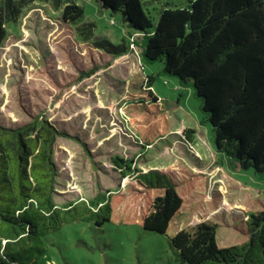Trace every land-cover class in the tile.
Returning a JSON list of instances; mask_svg holds the SVG:
<instances>
[{"label":"trees","instance_id":"1","mask_svg":"<svg viewBox=\"0 0 264 264\" xmlns=\"http://www.w3.org/2000/svg\"><path fill=\"white\" fill-rule=\"evenodd\" d=\"M95 1L118 12L129 28L118 44L105 38L97 43L116 55L138 44L144 61H160L162 74L192 86L204 113L200 123L211 126L214 150L240 168L264 172V0H186L162 5L155 21L146 6L159 0ZM17 4L0 0V41L3 25L16 20ZM83 16L82 5L65 6L63 20L80 23L79 35L88 38L94 24H85ZM153 81V74L132 77L120 105L125 131L142 149L171 133ZM193 132L186 128L184 135L191 140ZM56 133L45 120L0 125V264H41L50 234L74 221L133 224L165 235L186 264H264V206L239 209L241 225L233 228L244 240L227 246L218 245L219 224L208 218L174 227L189 199L202 196L205 187L202 172L179 162L144 171L116 156L115 164L128 169L134 182L90 200L57 205ZM212 200L213 213L222 206L220 193L215 191Z\"/></svg>","mask_w":264,"mask_h":264},{"label":"rangeland","instance_id":"2","mask_svg":"<svg viewBox=\"0 0 264 264\" xmlns=\"http://www.w3.org/2000/svg\"><path fill=\"white\" fill-rule=\"evenodd\" d=\"M72 2L83 6L82 21L94 24L88 38L79 35L80 23L63 20L65 6ZM184 3L159 0L146 8L155 21L162 5ZM18 4L16 20L3 25L0 41V125L45 120L56 128L54 202L90 200L134 182L128 169L115 164L116 156L144 171L179 162L202 172L205 187L202 196L189 199L174 227L208 218L219 224V246L243 241L233 225H241L240 208L264 206V172L240 168L214 150L211 126L200 123L204 113L192 86L162 74L160 61H144L136 43L119 55L98 44L104 38L120 43L129 28L118 12L101 8L95 0H18ZM148 74L154 75L152 89L171 133L142 149L125 131L120 105L128 81ZM186 128L194 130L191 140L184 135ZM215 191L222 206L212 213ZM173 231L170 228L168 234ZM48 244L41 264H186L165 235L133 224L64 223L50 234Z\"/></svg>","mask_w":264,"mask_h":264}]
</instances>
